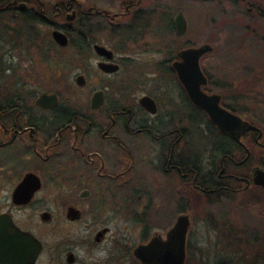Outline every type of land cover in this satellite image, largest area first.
I'll use <instances>...</instances> for the list:
<instances>
[{
  "label": "flooded vegetation",
  "instance_id": "obj_1",
  "mask_svg": "<svg viewBox=\"0 0 264 264\" xmlns=\"http://www.w3.org/2000/svg\"><path fill=\"white\" fill-rule=\"evenodd\" d=\"M143 3L9 4L11 30L0 37L9 42L0 52V264H29L34 244L15 240V229L40 242L33 264H148L136 251L165 238L180 214L189 220L187 256L192 214L213 198L233 201L240 226L229 234L264 259V120L242 114L244 94L227 93L203 63L208 51L199 57L201 91L255 126L237 129L238 138L221 131L177 69L192 82L182 52L205 42L186 36L185 17L179 33L180 10Z\"/></svg>",
  "mask_w": 264,
  "mask_h": 264
},
{
  "label": "rangeland",
  "instance_id": "obj_2",
  "mask_svg": "<svg viewBox=\"0 0 264 264\" xmlns=\"http://www.w3.org/2000/svg\"><path fill=\"white\" fill-rule=\"evenodd\" d=\"M82 1L86 5L107 7L110 11L111 8L117 9L120 4V0ZM143 1L147 6L161 2L165 8L171 9L172 14L182 11L189 31L186 36H190L197 44L205 42L212 45L211 52L203 60L204 65L214 76L226 81L227 93L229 89L244 94L243 99L246 100H242L239 109L242 114L250 116L247 111L254 110L258 121L264 120V0ZM12 13L11 10L7 15L10 23L0 22L1 36L10 33ZM154 19L161 28L169 27L164 14H158ZM38 26L45 28L43 25ZM1 39L0 52H9V48L3 47V43L9 42ZM216 199H211L208 205H204L203 200L198 201V208L192 214L186 264H264V259H256L254 256L260 249L245 244V240L237 245L234 234H229L233 228L240 226L233 201L222 202ZM168 215L169 212L163 210L162 222H165ZM224 221H227L225 226ZM168 225L169 222L160 229L164 230ZM129 263L138 264L133 260L123 261V264Z\"/></svg>",
  "mask_w": 264,
  "mask_h": 264
},
{
  "label": "water",
  "instance_id": "obj_3",
  "mask_svg": "<svg viewBox=\"0 0 264 264\" xmlns=\"http://www.w3.org/2000/svg\"><path fill=\"white\" fill-rule=\"evenodd\" d=\"M17 0H12L8 4L16 3ZM178 31L181 33L185 29V19L180 11L177 14ZM55 38L60 43L65 44L67 37L64 33L58 30L53 32ZM212 50L210 43H204L198 47L184 50L182 53L190 59L189 69L193 71L192 82L184 77L180 71L179 65L177 66L179 76L186 85L188 93L194 103L204 108L209 114L211 120L218 126L221 131L227 132L233 137H237L236 131L241 127H255L249 121L244 120L237 114H234L224 107L219 105V95H207L200 89V83L205 81V77L200 69L199 57L208 51ZM189 225L187 215L180 214L174 224L169 228L165 238H153L146 245L148 248L147 253L137 252V256L148 264H186V233ZM14 239L18 241L28 240L29 244H34V249H31L28 258V263L33 264L37 252L40 248V242L34 235L27 234L21 230L15 229ZM14 245V242L12 243ZM19 252V251H18ZM20 253V252H19ZM16 257V256H15ZM17 257H19L17 255ZM16 257V258H17ZM14 258V259H16Z\"/></svg>",
  "mask_w": 264,
  "mask_h": 264
},
{
  "label": "trees",
  "instance_id": "obj_4",
  "mask_svg": "<svg viewBox=\"0 0 264 264\" xmlns=\"http://www.w3.org/2000/svg\"><path fill=\"white\" fill-rule=\"evenodd\" d=\"M9 2L10 0H0V22L2 21V22L10 23V18H8L9 21H7V15L11 12L10 10L11 6L8 4ZM6 28H9V26H6Z\"/></svg>",
  "mask_w": 264,
  "mask_h": 264
}]
</instances>
